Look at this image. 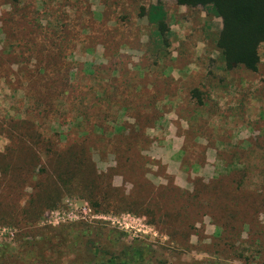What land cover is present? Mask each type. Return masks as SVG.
<instances>
[{"label": "rangeland", "instance_id": "rangeland-1", "mask_svg": "<svg viewBox=\"0 0 264 264\" xmlns=\"http://www.w3.org/2000/svg\"><path fill=\"white\" fill-rule=\"evenodd\" d=\"M222 28L175 0H0V264L138 238L159 264H264V43L228 67Z\"/></svg>", "mask_w": 264, "mask_h": 264}, {"label": "trees", "instance_id": "trees-1", "mask_svg": "<svg viewBox=\"0 0 264 264\" xmlns=\"http://www.w3.org/2000/svg\"><path fill=\"white\" fill-rule=\"evenodd\" d=\"M179 6L210 8L223 22L218 48L228 67L256 70L264 43V0H175ZM77 245V244H75ZM0 249V263L3 259ZM206 264V263H203Z\"/></svg>", "mask_w": 264, "mask_h": 264}, {"label": "flooded vegetation", "instance_id": "flooded-vegetation-1", "mask_svg": "<svg viewBox=\"0 0 264 264\" xmlns=\"http://www.w3.org/2000/svg\"><path fill=\"white\" fill-rule=\"evenodd\" d=\"M159 243L149 239H85L74 241L70 249L82 254L85 264H159ZM77 244V245H75Z\"/></svg>", "mask_w": 264, "mask_h": 264}, {"label": "built area", "instance_id": "built-area-1", "mask_svg": "<svg viewBox=\"0 0 264 264\" xmlns=\"http://www.w3.org/2000/svg\"><path fill=\"white\" fill-rule=\"evenodd\" d=\"M84 214H92V210L88 207L87 204H85V207L83 208ZM111 220V219H110ZM112 225L119 226L118 229L122 231H135L137 233L142 232L141 228H145L146 226L143 224L142 220L136 219V218H122V220L115 219L114 221H111ZM134 225V226H133Z\"/></svg>", "mask_w": 264, "mask_h": 264}]
</instances>
